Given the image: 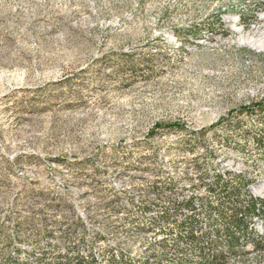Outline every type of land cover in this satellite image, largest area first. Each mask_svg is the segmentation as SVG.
Listing matches in <instances>:
<instances>
[{
  "label": "rangeland",
  "instance_id": "obj_1",
  "mask_svg": "<svg viewBox=\"0 0 264 264\" xmlns=\"http://www.w3.org/2000/svg\"><path fill=\"white\" fill-rule=\"evenodd\" d=\"M263 15L0 0V264H264V213L231 222L264 202V46L238 41Z\"/></svg>",
  "mask_w": 264,
  "mask_h": 264
},
{
  "label": "trees",
  "instance_id": "obj_2",
  "mask_svg": "<svg viewBox=\"0 0 264 264\" xmlns=\"http://www.w3.org/2000/svg\"><path fill=\"white\" fill-rule=\"evenodd\" d=\"M223 178L220 174L215 176V180H214V184H220L222 182ZM222 188H224L223 186H221ZM187 205L190 204V201L186 203ZM257 201L252 199L250 197V203L248 207L244 208V215H239V214H235L232 219V225L235 226V228L241 229L244 233L249 234V230L252 229V223L250 221V217L253 216H262V214L264 213V202L262 204V206H260L259 208L257 207ZM160 219L164 220V221H168L169 220V216L167 213H162V215H160ZM22 226V225H21ZM253 230V229H252ZM191 235L193 236V233H191ZM17 242H22V239L19 237ZM264 246V245H263ZM228 250H232V247H229ZM261 250H264V247L261 248ZM26 255L22 252L21 249L17 248L15 249V254L13 257H10V263L12 264H32L30 263L26 257ZM213 257V264H222L223 263V255H218L216 256L215 253H213L212 255ZM78 264H103L102 262H100L98 259H88L87 261L83 258V261L81 260L78 261ZM113 264H120V262L118 261H114Z\"/></svg>",
  "mask_w": 264,
  "mask_h": 264
},
{
  "label": "bare ground",
  "instance_id": "obj_3",
  "mask_svg": "<svg viewBox=\"0 0 264 264\" xmlns=\"http://www.w3.org/2000/svg\"><path fill=\"white\" fill-rule=\"evenodd\" d=\"M233 29V28H232ZM235 32L242 35L244 34L238 29H234ZM239 43L244 44L252 49L260 48L264 46V15L260 18L258 27H256L252 32L245 34L244 37L239 38ZM203 45V43H202ZM259 191L256 194L264 193V186L259 187Z\"/></svg>",
  "mask_w": 264,
  "mask_h": 264
}]
</instances>
